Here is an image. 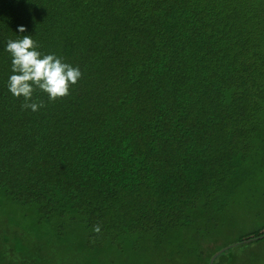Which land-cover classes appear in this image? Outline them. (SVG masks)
Wrapping results in <instances>:
<instances>
[{"label":"trees","instance_id":"16d2710c","mask_svg":"<svg viewBox=\"0 0 264 264\" xmlns=\"http://www.w3.org/2000/svg\"><path fill=\"white\" fill-rule=\"evenodd\" d=\"M23 35L82 72L36 112ZM263 213L264 0H0V264H236Z\"/></svg>","mask_w":264,"mask_h":264},{"label":"clouds","instance_id":"9594fccd","mask_svg":"<svg viewBox=\"0 0 264 264\" xmlns=\"http://www.w3.org/2000/svg\"><path fill=\"white\" fill-rule=\"evenodd\" d=\"M20 33L27 31L26 27L18 28ZM39 45L31 35H23L19 39H9L5 50L11 57V71L8 79V90L15 98L23 97L21 107L33 112L45 107L43 101H34L36 90L47 95L50 102H56L70 95L73 85L82 77L78 66L63 62L55 54H42ZM94 232L100 233L101 228L95 225Z\"/></svg>","mask_w":264,"mask_h":264},{"label":"rangeland","instance_id":"374dc122","mask_svg":"<svg viewBox=\"0 0 264 264\" xmlns=\"http://www.w3.org/2000/svg\"><path fill=\"white\" fill-rule=\"evenodd\" d=\"M263 206V204L261 203ZM264 215V213H263ZM262 216H257L259 218L260 222L263 219ZM242 216V215H241ZM249 228V227H247ZM233 230H231L229 233H232ZM242 230H235L234 235L231 238L225 237L223 240L231 241L234 236H237L240 233H243ZM221 236L219 235V238ZM222 238V237H221ZM229 256H233L235 259L236 264H264V242H253V243H247L240 247H233L232 252L228 253ZM192 264H202L198 259L192 258L191 259ZM154 264H160L159 261H155Z\"/></svg>","mask_w":264,"mask_h":264},{"label":"water","instance_id":"95a60500","mask_svg":"<svg viewBox=\"0 0 264 264\" xmlns=\"http://www.w3.org/2000/svg\"><path fill=\"white\" fill-rule=\"evenodd\" d=\"M212 262H213V260L211 261V263H210V264H212Z\"/></svg>","mask_w":264,"mask_h":264}]
</instances>
